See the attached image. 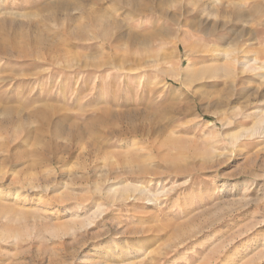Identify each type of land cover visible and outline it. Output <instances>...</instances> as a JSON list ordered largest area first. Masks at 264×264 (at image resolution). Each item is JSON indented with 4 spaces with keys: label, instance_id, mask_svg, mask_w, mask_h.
Listing matches in <instances>:
<instances>
[{
    "label": "rangeland",
    "instance_id": "rangeland-1",
    "mask_svg": "<svg viewBox=\"0 0 264 264\" xmlns=\"http://www.w3.org/2000/svg\"><path fill=\"white\" fill-rule=\"evenodd\" d=\"M218 1L0 0V264H264V0Z\"/></svg>",
    "mask_w": 264,
    "mask_h": 264
},
{
    "label": "bare ground",
    "instance_id": "bare-ground-1",
    "mask_svg": "<svg viewBox=\"0 0 264 264\" xmlns=\"http://www.w3.org/2000/svg\"><path fill=\"white\" fill-rule=\"evenodd\" d=\"M130 1H133V0H130ZM210 1H211V4L214 5V6H216L219 3L218 0H210ZM125 10H127V9H125ZM128 10L130 12H132V13L138 12V9H136V8H134V9H128ZM100 34L102 35L101 38L103 40H106L108 37L111 36V34L105 28L104 25H101L100 26ZM124 37H127L126 38L127 40H130V41L133 40L132 37L130 36V34L129 35H126V34H116L115 35V38L113 40H116V41L126 40V39H124ZM145 41H146L145 39H141L139 41V44H140V49L139 50L143 51V49H144V51H145ZM117 47L118 46H116L115 44H113V49H115ZM230 60L231 61H229L228 63H223V64H219V63L204 64V65H201L200 67H197V68H194L191 65H188L186 68H184V69L181 70V73L179 75H180L181 78H186V79L188 78V79H191V80H194V81L197 80V79L214 78V77H217V76L231 77V79H234L235 76H236V74H237L238 65L241 66L242 69L243 68H245L247 70H256V69H258L257 66H256V58H254V57L252 59H247L244 56L242 59L239 58V60L236 57L234 59H232V57H231ZM138 63L139 64L144 63V60H142V58H140L139 61H138ZM112 64H114L116 66H119V61L112 62ZM121 65L122 64H120V66ZM122 67H124V66H122ZM152 68L155 71H158L159 72V70H158V68L156 66H153ZM141 70H142V68H138L137 69V71H139V72ZM126 71H127V74L128 73L130 74L133 71V69H129V70H126ZM137 71H134V72H137ZM160 72H162V71H160ZM140 81H141V79H140ZM125 188H127V186H125ZM123 191H124V189H123Z\"/></svg>",
    "mask_w": 264,
    "mask_h": 264
}]
</instances>
